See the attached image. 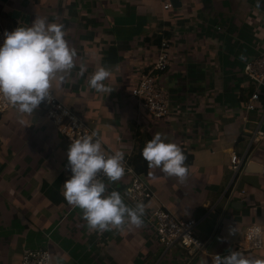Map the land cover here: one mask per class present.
<instances>
[{"label": "crops", "instance_id": "obj_1", "mask_svg": "<svg viewBox=\"0 0 264 264\" xmlns=\"http://www.w3.org/2000/svg\"><path fill=\"white\" fill-rule=\"evenodd\" d=\"M179 1L180 8L165 10L170 0H0L9 32L36 17L64 25L77 55L51 90L97 133L105 152L130 157L157 194L145 204L141 226L90 229L63 195L71 143L46 118L44 104L31 115L14 109L0 116V264H21L26 249L50 250L51 264H215L216 255L237 251L248 227L264 225V88L248 115L255 86L245 74L246 64L264 54V0ZM165 35L171 66L162 83L171 113L155 119L139 110L132 92L155 64ZM101 66L111 72L104 82L110 94L89 87ZM156 133L186 156L183 181L142 157ZM233 153L244 159L237 181ZM249 163L258 168L248 170ZM105 183L107 193L118 191L135 207L126 180ZM161 206L197 222L193 233L205 253L177 249L164 256L147 220ZM241 253L264 259V249Z\"/></svg>", "mask_w": 264, "mask_h": 264}, {"label": "clouds", "instance_id": "obj_2", "mask_svg": "<svg viewBox=\"0 0 264 264\" xmlns=\"http://www.w3.org/2000/svg\"><path fill=\"white\" fill-rule=\"evenodd\" d=\"M64 36L62 23H48L45 18L37 17L31 25H21L4 33L0 43V98L21 115H31L49 99L52 79L74 67L77 53ZM84 70L82 66L81 74ZM110 76L111 72L101 66L91 75L89 87L98 93L110 94L112 90L104 83ZM58 78L64 79L62 75ZM96 137L95 131L91 134L85 131L71 139L67 150L71 176L63 183L64 198L69 205L82 210L83 219L92 230L119 229L126 222L139 227L143 223L145 205L138 202L135 207L127 206L118 191L107 193L105 181L99 178L102 174L109 182L120 180L126 171L125 154L115 151L106 155ZM141 155L150 168H160L180 181L187 177L183 151L174 143H166L160 133L146 142ZM262 231L264 225H254L249 228V236L258 238ZM234 232L236 227L229 229L230 234ZM215 264H264V259L230 251L226 256L216 255Z\"/></svg>", "mask_w": 264, "mask_h": 264}, {"label": "built area", "instance_id": "obj_3", "mask_svg": "<svg viewBox=\"0 0 264 264\" xmlns=\"http://www.w3.org/2000/svg\"><path fill=\"white\" fill-rule=\"evenodd\" d=\"M164 9H172V4L170 2L165 3ZM5 32L9 31L0 16V43L4 40ZM170 50V41L165 36H162L155 64L149 72L141 76L139 85L132 92V95L137 100L139 110L147 112L155 119H165L171 113L169 92L162 83L163 76L169 71L171 66ZM245 74L255 86V93L250 97L247 104V114L249 115L257 109V104L260 101V89L264 88V54L246 64ZM42 104L46 107V118L55 125L56 131L69 143H71V139L78 138L85 131L88 134L93 132L82 116L58 99L53 91L51 92V97L42 102ZM14 109L0 98V116H5ZM112 153L114 152H105L106 155ZM243 161L244 159H241L237 154H232L231 166L234 172V181H237ZM125 167V175L121 180L128 182L126 189L128 200L133 204L142 202L145 205L149 201L157 199L156 192L147 184L144 176L135 170L130 157H125ZM128 168H131L130 172L127 171ZM99 178L107 181L102 174ZM129 189H132V191L129 192ZM147 220L149 222L153 220L152 224H155L156 235L164 251V256L177 249L193 255L205 253V243L195 237L193 233L197 225L194 219L180 218L164 206H161L152 211L150 218ZM251 227L247 228L245 241L236 249L237 251L251 252L264 249L263 231L260 237L250 238L249 228ZM45 256H47V259H45ZM42 261L43 264H51L52 253L50 250L26 249L23 252L21 264H41Z\"/></svg>", "mask_w": 264, "mask_h": 264}, {"label": "water", "instance_id": "obj_4", "mask_svg": "<svg viewBox=\"0 0 264 264\" xmlns=\"http://www.w3.org/2000/svg\"><path fill=\"white\" fill-rule=\"evenodd\" d=\"M170 2H171L172 7H173L174 9H178V8L181 7V3H180L179 0H170ZM247 168H248V170L256 169V168H258V165H256L255 163H249V164L247 165ZM238 205H240V203H235V204H234V207H235V206H238Z\"/></svg>", "mask_w": 264, "mask_h": 264}, {"label": "trees", "instance_id": "obj_5", "mask_svg": "<svg viewBox=\"0 0 264 264\" xmlns=\"http://www.w3.org/2000/svg\"><path fill=\"white\" fill-rule=\"evenodd\" d=\"M165 37L167 38L168 35H165ZM161 40H162V37H160V38H159V41H158V42H159V47H160V44H161ZM137 171H138V170H137ZM138 173H139V171H138Z\"/></svg>", "mask_w": 264, "mask_h": 264}]
</instances>
